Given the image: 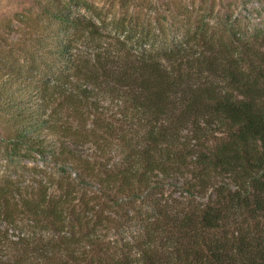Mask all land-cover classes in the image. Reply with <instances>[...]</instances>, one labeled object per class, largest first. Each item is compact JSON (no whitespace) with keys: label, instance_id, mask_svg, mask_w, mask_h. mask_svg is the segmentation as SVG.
<instances>
[{"label":"trees","instance_id":"1","mask_svg":"<svg viewBox=\"0 0 264 264\" xmlns=\"http://www.w3.org/2000/svg\"><path fill=\"white\" fill-rule=\"evenodd\" d=\"M30 2L0 148L57 176L0 183V264H264V30L138 52L87 0Z\"/></svg>","mask_w":264,"mask_h":264},{"label":"rangeland","instance_id":"2","mask_svg":"<svg viewBox=\"0 0 264 264\" xmlns=\"http://www.w3.org/2000/svg\"><path fill=\"white\" fill-rule=\"evenodd\" d=\"M31 0H0V25L15 15H34ZM97 9L100 19L85 10L99 25L116 35L124 36L138 52L180 48L187 44L195 49V32L199 26L209 35L216 32L227 39L229 31L245 36L264 30V0H87ZM16 25V22H14ZM17 26V25H16ZM1 33V28H0ZM8 41H12L7 38ZM9 48L0 44V55ZM79 49H84V46ZM16 58L18 52H13ZM28 75L38 78V67L19 64ZM1 147V146H0ZM0 148V183L16 182L21 190L38 187L40 170L55 174L47 163L39 160L3 159ZM54 176H57L56 174Z\"/></svg>","mask_w":264,"mask_h":264}]
</instances>
